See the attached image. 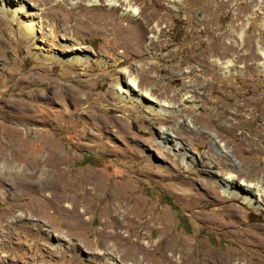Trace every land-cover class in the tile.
Wrapping results in <instances>:
<instances>
[{
	"label": "rangeland",
	"instance_id": "1",
	"mask_svg": "<svg viewBox=\"0 0 264 264\" xmlns=\"http://www.w3.org/2000/svg\"><path fill=\"white\" fill-rule=\"evenodd\" d=\"M11 1L25 4L24 21H41L36 44L97 62L34 58L31 39L0 11V144L14 141L12 151L30 167L35 157H68L69 183L60 186L69 203L88 207L79 225L43 204L37 189L17 190L7 180L0 264H228L230 257L264 264V211L223 191L234 159L240 181L264 177V0ZM130 5L137 15L126 13ZM71 45L82 50H65ZM125 66L152 91L155 107L170 102L181 116L164 120L157 110L124 104L113 81ZM188 94L195 109L182 107ZM164 129L212 164L184 163L168 149ZM113 214L125 220L123 239L104 238Z\"/></svg>",
	"mask_w": 264,
	"mask_h": 264
},
{
	"label": "bare ground",
	"instance_id": "2",
	"mask_svg": "<svg viewBox=\"0 0 264 264\" xmlns=\"http://www.w3.org/2000/svg\"><path fill=\"white\" fill-rule=\"evenodd\" d=\"M107 1L110 6H116L117 4L116 2L117 0H107ZM94 3H97V0H92L91 5H94ZM25 10H26L25 4L22 2L15 4L11 0H0V11H2L4 14L9 15L12 22L18 26L19 31L21 32V36L25 38H30L32 44L36 46L35 47L36 50L33 53L34 58H43L47 62L50 60H55L62 63H67L72 66H76L80 64L89 65L91 62L94 63L97 62V59L88 56L84 53H76L73 55L60 56L57 55L52 50V48L47 47V45L42 43L36 44L38 40L39 41L41 40L43 42V39L39 38V35L42 32L41 21L35 19L34 17L30 18L28 21H24L20 16V14L23 13ZM126 13L135 16L139 13V8L130 5L129 8L126 10ZM48 35L55 37L52 30L48 31ZM61 37L66 38V35L63 34ZM64 45L67 44L64 43ZM77 48L81 49L82 47L71 45V48L66 47L65 50H69V49L73 50ZM259 51L264 57V49L259 48ZM214 62L218 64L219 60L214 59ZM230 63L231 60H228L226 61L225 65H223L222 69H224L223 71L224 73L230 71L229 70ZM120 72L124 73L125 76L122 78L120 75H115L113 86L116 85L117 88L116 90H119L120 92L119 98L124 104L127 105L129 103L132 105H143L148 108L157 110L162 116H164V120H167L169 116H177L178 118L181 116L183 112L182 108L180 106H174L170 102L164 101L159 105L158 108L155 107L154 104H156V102H154L155 99L153 97L152 91L150 89L142 90L140 88L139 78L137 77V75L132 73V71L127 66L122 67L120 69ZM181 101H182V107L184 106L186 110L195 109L197 107L196 99L194 98L193 95L188 94ZM163 131H164L163 135L165 140L164 142H166V144L168 145L169 147L168 149H170V151H173L175 155L179 156L184 163L194 164V162L199 158L201 163H204L209 166L210 164H212V162H208L205 160L206 158L204 157L203 154H199V156L194 155V153L190 151V149L186 147L180 141V139L177 138L176 135L170 133L169 131H166L165 129ZM210 136L217 150H219L221 153H226V151H228L225 144L221 140L216 139L214 135H210ZM13 143L9 142V143L0 144V186L3 187L6 184V181L9 180L11 181L10 185H12V187L16 188L17 190H19L18 188H35L37 189L38 192L45 195L43 199L40 200L43 202V204L44 203L51 204L57 207L59 210H61L63 214H65V216L76 218L78 224L82 225L84 223V215L87 213L88 207L84 205L81 209V207H79L77 203L74 202L69 203L68 193L65 192L66 190L65 191L63 190L66 189V185H64L63 187L60 186V183L63 180H67L66 182L69 183L68 181L69 178L66 179V175H65V173H67L69 169H67L66 166L65 167L62 166V164L67 162L66 159L68 157H61L60 155H58V153H55L56 155H53L52 158L45 157L41 160L35 157L33 160V162H35V165L34 167H30V162L28 157L25 158L21 153H15L14 151H12L14 146H19ZM20 145L23 146V144ZM47 145L48 144H46V146ZM22 157L25 163H22L21 160ZM236 164H238V162L234 159L233 162L228 165L229 168L228 172L226 173V176L223 177L224 178L223 191L230 197L236 199L239 198L243 202H246L254 210L264 211V206H262V200L264 198V177L260 181L255 183H248L245 180L240 181L239 178H237L238 174L234 173L233 171L234 169H236V167H238ZM60 165L61 167L59 168L58 166ZM219 168L221 167L219 166ZM218 171L216 170L213 171V177H217L220 174ZM244 181L245 183L242 184ZM60 187L63 190V192L61 193H60ZM40 201L38 202V205L43 206V204ZM112 217H110L111 219L108 220L109 222L108 224L110 225L111 229L106 230L105 227H103V229L101 228L105 236L104 238L123 239L124 236L122 234V229L123 227L126 226L125 220L124 218H120L119 215H115V214H113ZM153 240L154 239H152V241ZM137 244H139V249L144 252L145 246L141 245L139 242ZM160 244H161L160 249L162 247H165L163 243ZM97 245L101 246L100 244H98V242ZM164 256L166 258L172 257V255L166 253H164ZM187 256L190 257L189 255ZM234 260L236 259L230 257L229 259H227L226 262L228 264H235L233 262Z\"/></svg>",
	"mask_w": 264,
	"mask_h": 264
},
{
	"label": "built area",
	"instance_id": "3",
	"mask_svg": "<svg viewBox=\"0 0 264 264\" xmlns=\"http://www.w3.org/2000/svg\"><path fill=\"white\" fill-rule=\"evenodd\" d=\"M116 93H118V94H119V90H116Z\"/></svg>",
	"mask_w": 264,
	"mask_h": 264
},
{
	"label": "trees",
	"instance_id": "4",
	"mask_svg": "<svg viewBox=\"0 0 264 264\" xmlns=\"http://www.w3.org/2000/svg\"><path fill=\"white\" fill-rule=\"evenodd\" d=\"M90 157V156H89ZM90 162V161H89Z\"/></svg>",
	"mask_w": 264,
	"mask_h": 264
}]
</instances>
